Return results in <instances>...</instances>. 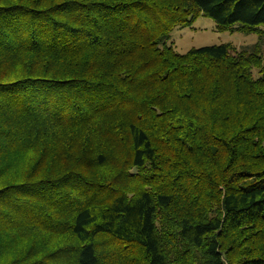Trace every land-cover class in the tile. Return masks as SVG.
<instances>
[{"label": "trees", "instance_id": "obj_1", "mask_svg": "<svg viewBox=\"0 0 264 264\" xmlns=\"http://www.w3.org/2000/svg\"><path fill=\"white\" fill-rule=\"evenodd\" d=\"M201 16L264 42V0H0V264H264V52L177 53Z\"/></svg>", "mask_w": 264, "mask_h": 264}, {"label": "rangeland", "instance_id": "obj_2", "mask_svg": "<svg viewBox=\"0 0 264 264\" xmlns=\"http://www.w3.org/2000/svg\"><path fill=\"white\" fill-rule=\"evenodd\" d=\"M258 43L264 52V42H261L257 34L221 31L213 19L205 16L198 18L192 27L174 29L169 40V45L179 54H185L193 48L229 44L232 48V54L237 55L244 51L251 52L254 45ZM254 72L255 76H258V72Z\"/></svg>", "mask_w": 264, "mask_h": 264}]
</instances>
